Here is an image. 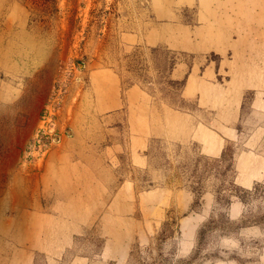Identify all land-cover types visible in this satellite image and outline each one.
Instances as JSON below:
<instances>
[{
	"label": "rangeland",
	"instance_id": "1",
	"mask_svg": "<svg viewBox=\"0 0 264 264\" xmlns=\"http://www.w3.org/2000/svg\"><path fill=\"white\" fill-rule=\"evenodd\" d=\"M0 264H264V0H0Z\"/></svg>",
	"mask_w": 264,
	"mask_h": 264
}]
</instances>
